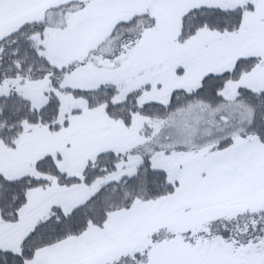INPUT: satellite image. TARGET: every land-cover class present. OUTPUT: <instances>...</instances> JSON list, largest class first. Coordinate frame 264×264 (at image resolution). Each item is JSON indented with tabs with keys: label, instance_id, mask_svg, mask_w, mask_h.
I'll use <instances>...</instances> for the list:
<instances>
[{
	"label": "snow or ice",
	"instance_id": "obj_1",
	"mask_svg": "<svg viewBox=\"0 0 264 264\" xmlns=\"http://www.w3.org/2000/svg\"><path fill=\"white\" fill-rule=\"evenodd\" d=\"M0 264H264V0H0Z\"/></svg>",
	"mask_w": 264,
	"mask_h": 264
}]
</instances>
